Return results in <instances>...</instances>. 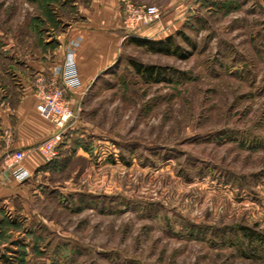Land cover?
Here are the masks:
<instances>
[{"label":"rangeland","instance_id":"1","mask_svg":"<svg viewBox=\"0 0 264 264\" xmlns=\"http://www.w3.org/2000/svg\"><path fill=\"white\" fill-rule=\"evenodd\" d=\"M86 2L0 0V71L51 54ZM132 3L180 15L160 38L124 36L167 51L127 41L73 98L69 151L38 220L2 225L0 241L20 235L0 264H264V0Z\"/></svg>","mask_w":264,"mask_h":264},{"label":"crops","instance_id":"2","mask_svg":"<svg viewBox=\"0 0 264 264\" xmlns=\"http://www.w3.org/2000/svg\"><path fill=\"white\" fill-rule=\"evenodd\" d=\"M132 0H87L80 9L79 21L71 25L58 46L50 53L24 52L13 57V65L3 76L12 82L4 88L0 82V160L8 150H24L21 166L29 172L27 180L18 181L0 163V239L6 223L22 225L39 218L40 199L46 185L45 176L52 170L35 145L54 131V125L36 110L34 82L37 78H57L65 49L75 63L80 87L71 94L77 98L119 57L124 38L121 18L124 6ZM175 9L141 31L142 36L160 38L169 22L179 19ZM11 77H9V74ZM72 130V129H71ZM71 132V131H70ZM72 137L73 133H69ZM76 135V134H74ZM10 136V138H8ZM71 139L61 147L59 159L69 151ZM8 142H10L8 144ZM77 153L81 148L77 147ZM79 150V151H78ZM6 241H0V253L10 251L20 232L9 230Z\"/></svg>","mask_w":264,"mask_h":264},{"label":"built area","instance_id":"3","mask_svg":"<svg viewBox=\"0 0 264 264\" xmlns=\"http://www.w3.org/2000/svg\"><path fill=\"white\" fill-rule=\"evenodd\" d=\"M160 15L161 13L155 5L127 2L121 18L124 36L130 37L140 34L144 28L157 21ZM165 29L168 30V28ZM80 85L75 63L67 49H65L57 78L41 77L34 82L36 110L42 117L52 122L55 128L49 136L34 146L41 154L44 163L52 162L58 158L61 144L68 134V129L78 121L79 107L71 98V94ZM24 156V150H8L0 160L2 167L20 182L27 180L30 176L29 172L21 166Z\"/></svg>","mask_w":264,"mask_h":264},{"label":"trees","instance_id":"4","mask_svg":"<svg viewBox=\"0 0 264 264\" xmlns=\"http://www.w3.org/2000/svg\"><path fill=\"white\" fill-rule=\"evenodd\" d=\"M128 41L130 42H133L137 45H140V46H145L146 48L150 49V50H156V51H167V46L166 45H170V41H171V38L170 37H166L164 40H160V39H144V38H139V37H131L130 39H128ZM132 65L134 66L135 70L137 72H140V73H145V74H152V71H153V67L151 66H141V65H138L136 64L135 62H131ZM52 162H49V163H44L43 166H49ZM241 231H244V233H246V235H252L253 233L251 232H248L247 228L246 227H241L240 228ZM5 259V258H3Z\"/></svg>","mask_w":264,"mask_h":264}]
</instances>
